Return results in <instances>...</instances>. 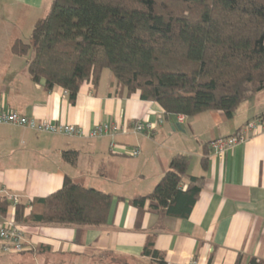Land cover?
Masks as SVG:
<instances>
[{
	"label": "crops",
	"instance_id": "crops-1",
	"mask_svg": "<svg viewBox=\"0 0 264 264\" xmlns=\"http://www.w3.org/2000/svg\"><path fill=\"white\" fill-rule=\"evenodd\" d=\"M45 1L0 0V112L86 131L102 124L115 128L91 139L0 125V199L10 203L7 214H0V226L14 220L17 206L24 207L25 221L15 222L26 246L22 253L7 254L0 242V264H111V257L121 261L117 264L264 262V129L222 156L207 155L205 147L264 117V91L242 103L232 119L207 111L180 120L139 94L120 92L104 71L97 86L83 84L72 102L63 89L34 82L28 71L31 57L12 51L17 40L32 36L39 20L32 10ZM140 120L154 130L136 132L133 124ZM68 151L77 152L74 165L63 158ZM178 154L190 157L189 175L204 180L190 216L162 217L150 210V202L140 214L132 201L155 189ZM67 177L113 196L106 225L28 222L41 209L33 202L58 192ZM187 184L184 180V189ZM149 239L161 260L143 254Z\"/></svg>",
	"mask_w": 264,
	"mask_h": 264
},
{
	"label": "trees",
	"instance_id": "trees-1",
	"mask_svg": "<svg viewBox=\"0 0 264 264\" xmlns=\"http://www.w3.org/2000/svg\"><path fill=\"white\" fill-rule=\"evenodd\" d=\"M12 51L20 57L33 52L32 80L63 89L72 102L83 84L97 86L110 71L120 92L157 103L166 116L220 111L232 119L242 103L264 91V0H53L31 42L17 40ZM77 156L63 154L73 165ZM189 163L188 155L172 158L155 189L132 201L140 214L150 202L162 217L190 216L204 180L189 175ZM112 201L67 177L58 192L33 202L41 209L28 222L101 227ZM9 207L0 199V214ZM15 209L14 220L25 221L24 207ZM143 254L162 259L150 239ZM109 261L117 264L114 257Z\"/></svg>",
	"mask_w": 264,
	"mask_h": 264
},
{
	"label": "built area",
	"instance_id": "built-area-1",
	"mask_svg": "<svg viewBox=\"0 0 264 264\" xmlns=\"http://www.w3.org/2000/svg\"><path fill=\"white\" fill-rule=\"evenodd\" d=\"M185 117L181 116L180 120ZM15 125L20 127H26L37 132L50 133L54 135H66L76 137H87L91 139L102 137L105 134H110L115 128L112 124L98 125L90 131H86L82 128H77L72 125L63 124H49L44 122H38L34 118H28L17 112H0V125ZM133 129L136 132L144 133L154 130V125L145 122L143 120L137 121L133 124ZM264 129V117L256 118L249 121L238 133L227 138L214 139L209 144V149L220 156L224 155L227 150L235 147L239 143L245 142L249 139L251 134H256L260 130ZM134 156L139 155V151L133 152ZM17 203L16 199H14ZM0 242L1 249L7 254H19L26 250L24 232L20 226L13 219L7 220L3 225L0 226ZM167 264H176L170 263ZM182 264H200L197 260H191L187 263Z\"/></svg>",
	"mask_w": 264,
	"mask_h": 264
},
{
	"label": "rangeland",
	"instance_id": "rangeland-1",
	"mask_svg": "<svg viewBox=\"0 0 264 264\" xmlns=\"http://www.w3.org/2000/svg\"><path fill=\"white\" fill-rule=\"evenodd\" d=\"M52 1L53 0H46L45 3L42 5V7L40 9L37 10H32V12H34L37 17L39 19H43L46 17V15L49 13L51 5H52ZM25 37V38H24ZM23 39L27 42L30 43L31 42V34L29 37L24 36ZM31 56H33V52H30V54L28 55V57L30 58ZM110 72V71H108ZM111 73V72H110ZM181 117V116H180ZM117 263L121 262L120 260L116 259Z\"/></svg>",
	"mask_w": 264,
	"mask_h": 264
}]
</instances>
